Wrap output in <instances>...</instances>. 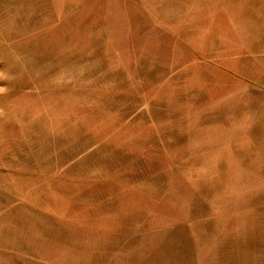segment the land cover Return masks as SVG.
<instances>
[{
  "label": "rangeland",
  "instance_id": "1",
  "mask_svg": "<svg viewBox=\"0 0 264 264\" xmlns=\"http://www.w3.org/2000/svg\"><path fill=\"white\" fill-rule=\"evenodd\" d=\"M0 264H264V0H0Z\"/></svg>",
  "mask_w": 264,
  "mask_h": 264
},
{
  "label": "crops",
  "instance_id": "2",
  "mask_svg": "<svg viewBox=\"0 0 264 264\" xmlns=\"http://www.w3.org/2000/svg\"><path fill=\"white\" fill-rule=\"evenodd\" d=\"M7 173H10V174H15V172L14 171H12L11 169H8V172Z\"/></svg>",
  "mask_w": 264,
  "mask_h": 264
}]
</instances>
